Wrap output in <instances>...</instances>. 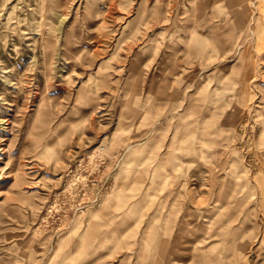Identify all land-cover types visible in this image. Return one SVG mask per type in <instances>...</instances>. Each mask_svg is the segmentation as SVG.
I'll use <instances>...</instances> for the list:
<instances>
[{"label": "rangeland", "instance_id": "374dc122", "mask_svg": "<svg viewBox=\"0 0 264 264\" xmlns=\"http://www.w3.org/2000/svg\"><path fill=\"white\" fill-rule=\"evenodd\" d=\"M0 264H264V0H0Z\"/></svg>", "mask_w": 264, "mask_h": 264}]
</instances>
